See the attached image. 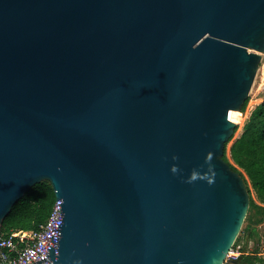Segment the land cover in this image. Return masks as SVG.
<instances>
[{
  "label": "water",
  "instance_id": "1",
  "mask_svg": "<svg viewBox=\"0 0 264 264\" xmlns=\"http://www.w3.org/2000/svg\"><path fill=\"white\" fill-rule=\"evenodd\" d=\"M262 54L264 0H0V223L47 180L33 264H224Z\"/></svg>",
  "mask_w": 264,
  "mask_h": 264
},
{
  "label": "trees",
  "instance_id": "2",
  "mask_svg": "<svg viewBox=\"0 0 264 264\" xmlns=\"http://www.w3.org/2000/svg\"><path fill=\"white\" fill-rule=\"evenodd\" d=\"M247 102L248 98L240 107V112L245 110ZM228 142L225 143L222 157L234 171H238L245 179L249 192L248 212H252V215L244 221L245 224L242 225L233 244V247L242 244V253L236 260H230L224 264L234 261L240 264H264V256L257 255L258 247L254 248L253 254L243 253L249 240L253 239L257 245L259 244L261 235L257 226L264 221V101L251 111L242 133L230 145L229 157L232 163L226 156ZM249 187L254 191L259 204L250 197ZM54 200V192L49 181L43 180L36 183L26 191L2 219L0 236L12 238L20 230H38L49 217Z\"/></svg>",
  "mask_w": 264,
  "mask_h": 264
},
{
  "label": "built area",
  "instance_id": "3",
  "mask_svg": "<svg viewBox=\"0 0 264 264\" xmlns=\"http://www.w3.org/2000/svg\"><path fill=\"white\" fill-rule=\"evenodd\" d=\"M258 92L264 93V54L255 77ZM55 200L49 217L38 230H20L14 237L0 236V264H33L41 258L46 232L53 219ZM242 253V246L236 245L228 251L226 261L236 260ZM244 253V252H243Z\"/></svg>",
  "mask_w": 264,
  "mask_h": 264
},
{
  "label": "rangeland",
  "instance_id": "4",
  "mask_svg": "<svg viewBox=\"0 0 264 264\" xmlns=\"http://www.w3.org/2000/svg\"><path fill=\"white\" fill-rule=\"evenodd\" d=\"M248 98V102L246 105V108L243 112H232L231 113V120L234 121L235 123H237L236 126V131L233 134V137L231 138V140L227 143L226 146V156L228 157L230 163H232V160L229 157V147L232 144V142L240 136V134L243 131V126L246 122V120L249 117V114L251 113V111L255 108L256 105H258L260 102L264 101V93L258 92L257 90V80L253 82V85L251 87L249 96ZM250 188V197L253 199V201L255 203L259 202L257 201L256 197H255V193L254 191ZM252 215V212H248L246 214V218L244 221H246V219H248L250 216ZM245 224V222H243V225ZM257 230L259 232V234L261 235V240L258 241V245L257 242H255V240H249L246 244V246L244 247V254H253V250L255 247H258V252L257 255H262L264 256V221L263 223H261L259 226H257ZM241 246H243L241 244ZM225 263H227V261H225ZM228 264H234L232 262H228Z\"/></svg>",
  "mask_w": 264,
  "mask_h": 264
},
{
  "label": "flooded vegetation",
  "instance_id": "5",
  "mask_svg": "<svg viewBox=\"0 0 264 264\" xmlns=\"http://www.w3.org/2000/svg\"><path fill=\"white\" fill-rule=\"evenodd\" d=\"M233 263H234V264H240V263H238L237 261H234Z\"/></svg>",
  "mask_w": 264,
  "mask_h": 264
},
{
  "label": "bare ground",
  "instance_id": "6",
  "mask_svg": "<svg viewBox=\"0 0 264 264\" xmlns=\"http://www.w3.org/2000/svg\"><path fill=\"white\" fill-rule=\"evenodd\" d=\"M232 112H237V111H232ZM232 112H231V113H232ZM231 113H230V119H231Z\"/></svg>",
  "mask_w": 264,
  "mask_h": 264
}]
</instances>
